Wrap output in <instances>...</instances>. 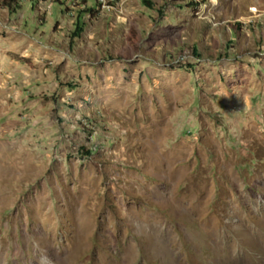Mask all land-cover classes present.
<instances>
[{"label":"rangeland","instance_id":"1","mask_svg":"<svg viewBox=\"0 0 264 264\" xmlns=\"http://www.w3.org/2000/svg\"><path fill=\"white\" fill-rule=\"evenodd\" d=\"M55 1L0 0V264H264V0Z\"/></svg>","mask_w":264,"mask_h":264},{"label":"trees","instance_id":"2","mask_svg":"<svg viewBox=\"0 0 264 264\" xmlns=\"http://www.w3.org/2000/svg\"><path fill=\"white\" fill-rule=\"evenodd\" d=\"M61 1L62 0H56L55 2L61 4ZM148 4H149V2H148ZM3 5L6 7H9L10 9L13 8V5H16L17 8H18V6H21L18 3V0H3ZM97 6H99L98 8H100V5L97 4ZM75 7L81 8L82 13H85L86 11L90 12V14H91L90 16H93V12H96V10L94 8H89V7L87 8V1L86 2L84 1L81 5H76ZM89 154H91V153H89Z\"/></svg>","mask_w":264,"mask_h":264},{"label":"built area","instance_id":"3","mask_svg":"<svg viewBox=\"0 0 264 264\" xmlns=\"http://www.w3.org/2000/svg\"><path fill=\"white\" fill-rule=\"evenodd\" d=\"M54 1H55V0H54ZM72 1H73V5H74V7H75L76 5H81L84 1L86 2V0H72ZM95 1H96V4L100 5L101 9H102V8H106V9L110 10V9L112 8L111 6L108 5V0H95ZM251 11H252L253 13H259V12H258V9L255 8V7H253V8L251 9Z\"/></svg>","mask_w":264,"mask_h":264}]
</instances>
